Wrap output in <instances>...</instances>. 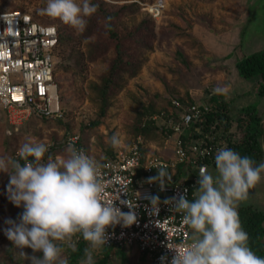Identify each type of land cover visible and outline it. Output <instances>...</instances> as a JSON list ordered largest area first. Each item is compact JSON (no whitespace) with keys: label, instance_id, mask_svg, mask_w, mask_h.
Returning <instances> with one entry per match:
<instances>
[{"label":"rangeland","instance_id":"374dc122","mask_svg":"<svg viewBox=\"0 0 264 264\" xmlns=\"http://www.w3.org/2000/svg\"><path fill=\"white\" fill-rule=\"evenodd\" d=\"M147 1L151 0H92L108 12L117 11L112 19L117 38H112L99 9L85 18L86 28L79 32L58 18L41 14L46 0H0V7L22 8L34 13L37 20L56 25L64 37L54 77L59 83L61 113L50 118L31 115L7 134V113L0 108V157L15 159V151L23 143L36 141L51 145L43 157L45 162L59 160L67 155L63 139L68 133L79 134L96 160L126 149L138 134L150 153L169 156L170 144L159 127L149 123L147 130L142 129L149 115L169 111L168 100L174 95L204 101L218 95L229 102L230 114L235 117L243 106L257 107L263 128L260 163H264V95L257 92V77H241L235 65L244 55L264 50V0H165L163 15L157 20L143 10L142 3ZM117 43L119 54L131 65H121L106 95L105 114L100 115V87L116 57ZM217 88L223 92L217 93ZM114 135L118 145L111 142ZM208 171L216 175L215 167ZM261 176L249 189L248 199L238 206L249 204L264 211V173ZM8 183V174L0 172V264H30L3 232L7 227L4 221L15 220L23 211L8 199ZM54 242L68 258L72 249L68 241ZM23 251L33 254L31 248ZM91 251L95 264H149L133 246L112 247L107 257L101 246ZM83 259L85 254L72 264H81Z\"/></svg>","mask_w":264,"mask_h":264},{"label":"clouds","instance_id":"9594fccd","mask_svg":"<svg viewBox=\"0 0 264 264\" xmlns=\"http://www.w3.org/2000/svg\"><path fill=\"white\" fill-rule=\"evenodd\" d=\"M98 7L92 0H46V7L40 12L83 32L85 18ZM215 91L220 93L223 89ZM111 142L118 145L119 139L114 135ZM50 147L36 141L23 143L18 151L25 161L23 165L20 159L0 157V172L9 176L8 199L23 208L15 220L4 221V235L30 264H69L62 247L54 241L67 240L68 247L75 250L72 237L80 233L90 243L81 264H95L91 249L106 244L108 227L135 223L136 215L131 210L134 206L127 203L130 210L123 212L113 202L102 201L105 186L101 165L82 148L69 143L66 157L45 162L43 157ZM214 162L215 176L206 168L200 169L194 199L181 194L165 200L184 213V222L193 229L194 238L182 249L167 245L172 256L169 260L162 255L161 264H264V258L250 249L237 210L238 204L248 199L249 189L260 182L264 163L257 165L227 146L216 150ZM152 179L158 180L163 190L165 179L170 180L171 176L159 168ZM158 203V197L151 198L154 210ZM25 247L31 248L33 254L24 252ZM36 252L42 255L37 256Z\"/></svg>","mask_w":264,"mask_h":264},{"label":"built area","instance_id":"2783aa9c","mask_svg":"<svg viewBox=\"0 0 264 264\" xmlns=\"http://www.w3.org/2000/svg\"><path fill=\"white\" fill-rule=\"evenodd\" d=\"M142 6L152 20H157L166 3L151 0ZM57 57L58 31L54 24L34 19L27 10L0 8V108L7 113V134L17 130L21 121L31 115L50 118L61 113L58 84L54 80ZM170 103L168 115L161 112L152 116L160 119L158 127L170 144L169 156L150 153L138 134L126 149H116L101 160L95 159L101 165L100 176L105 186L102 201L113 202L123 212L130 210L128 204L132 205L136 215V222L130 226L108 227V240L103 246L136 247L149 259V264H161L162 255L171 259L167 245L182 249L194 238L193 229L184 222V213L165 200L181 194L194 199L200 169L210 167L205 158L209 159L219 147L238 137L234 132L235 116L227 121V127L213 124L215 132L204 133L201 124L211 109L209 101L182 102L172 97ZM191 129L195 135L184 139L182 135ZM69 143L89 155L79 134H66L63 145L67 147ZM180 164L182 167L178 169ZM159 168L171 176L170 180L165 179L163 190L159 181L152 179ZM152 197L159 198L155 210ZM80 236L77 233L75 240Z\"/></svg>","mask_w":264,"mask_h":264},{"label":"trees","instance_id":"16d2710c","mask_svg":"<svg viewBox=\"0 0 264 264\" xmlns=\"http://www.w3.org/2000/svg\"><path fill=\"white\" fill-rule=\"evenodd\" d=\"M2 9H6L0 7ZM22 9V8H20ZM99 10L104 12L106 18V29L108 34L112 38H117L116 32L114 30V25L112 19L116 16L117 11L108 12L101 5L98 7ZM25 10V9H22ZM34 19H37L35 14L30 12ZM47 23V22H45ZM52 24V23H51ZM56 26V25H55ZM58 31V51L61 42L64 37L60 34L59 28L56 26ZM120 44H116V57L111 64L106 77L103 80V83L100 87V95L102 98V105L100 106V115L105 114V109L107 106L106 103V95L109 92L110 88L113 84H115V78L118 75V71H120V67L122 64L131 65L130 60L122 58L119 54ZM236 68L238 74L246 79L257 77L256 79V88L259 95H264V50L254 51L252 53L244 55L241 59H239L236 63ZM59 87V83H58ZM59 89V88H58ZM179 98L182 102H192L193 100H185L180 96H173ZM210 102V111L206 114L205 121L201 124L204 133H208L212 135L215 132V128H212L213 124L218 126L219 124H223L227 127V121L232 117L230 114V105L226 100H221L218 95H212L209 99ZM62 102L60 101V106ZM168 106L171 108V103L168 100ZM62 108V107H61ZM163 115H168L169 111L167 109L157 110L153 112V114L149 115L148 123L143 124L142 129L147 130L150 126L149 123L154 127H158L159 118L152 119L153 115H159L160 113ZM237 125L234 132L238 133V137L230 142L227 147L235 150L241 156H248L253 159L257 165L260 164V161L263 157V149L261 146V136L263 134V128L261 124V118L258 112V109L253 104H248L243 106L238 115L236 116ZM97 122V121H96ZM94 122V123H96ZM191 135H195L191 130H187L182 137L184 139L190 138ZM137 136V135H136ZM18 157V156H17ZM15 157V159H20V157ZM215 154L208 158H205L210 167H215L214 162ZM33 158H29L31 161ZM21 164L23 165L25 161L20 159ZM182 167V164L178 165V169ZM239 219L241 221V225L243 230L248 234L249 240L248 245L250 249L259 257L264 258V211L252 207V205H240L238 206ZM90 243L85 241L82 237L76 243V249H71L68 255L69 264L74 263L78 258L85 254V249ZM103 248L102 253L104 257L108 256V253L112 247H122V246H101ZM144 255V254H143Z\"/></svg>","mask_w":264,"mask_h":264}]
</instances>
